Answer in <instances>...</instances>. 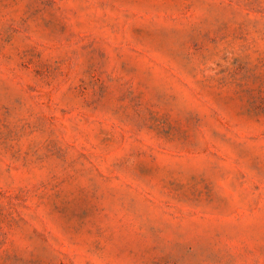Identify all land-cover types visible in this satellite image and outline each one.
<instances>
[{
    "label": "rangeland",
    "instance_id": "1",
    "mask_svg": "<svg viewBox=\"0 0 264 264\" xmlns=\"http://www.w3.org/2000/svg\"><path fill=\"white\" fill-rule=\"evenodd\" d=\"M0 264H264V0H0Z\"/></svg>",
    "mask_w": 264,
    "mask_h": 264
}]
</instances>
